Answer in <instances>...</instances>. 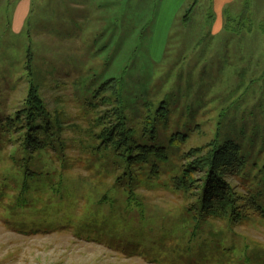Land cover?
I'll return each instance as SVG.
<instances>
[{"label": "rangeland", "instance_id": "1", "mask_svg": "<svg viewBox=\"0 0 264 264\" xmlns=\"http://www.w3.org/2000/svg\"><path fill=\"white\" fill-rule=\"evenodd\" d=\"M20 1L0 0V120L23 107L30 57L50 132L32 133L41 147L0 135V264H264V171L257 186L251 166L227 177L257 189L254 214L197 230L171 185L181 154L213 138L264 165V0L229 5L219 28L206 0ZM108 80L128 127L145 103L156 144L187 136L157 179L95 148L92 116L115 112L110 89L94 97Z\"/></svg>", "mask_w": 264, "mask_h": 264}, {"label": "trees", "instance_id": "2", "mask_svg": "<svg viewBox=\"0 0 264 264\" xmlns=\"http://www.w3.org/2000/svg\"><path fill=\"white\" fill-rule=\"evenodd\" d=\"M197 2L198 0H193L192 6ZM29 61L30 57L26 65L30 71L28 72L30 81L23 107L6 117L4 121L0 120V135L13 134L15 141L21 144L34 139L40 146L39 136L32 133L36 131L37 135L42 136L50 132L48 119L50 112L45 108L38 86L32 81ZM111 80L101 84L94 92L95 97L96 93L102 91L106 93L110 89V94L115 96V112L111 116L107 113L104 116L97 117L96 114L92 116L94 123L92 122L93 130L90 137L97 143L95 148L101 149L104 154L124 165L122 174L137 177V171L148 166L149 178L157 179L160 164H166L169 160L168 148L178 149L187 141V136L176 133L177 137L168 140V148L156 144L155 123L145 103L143 104L145 110L140 115L142 117L140 130L137 132L134 128L128 127L125 108L120 102L119 89L115 84L113 87L109 86ZM106 100L103 97L101 101ZM94 107L95 110L92 111L95 112L98 105ZM99 127L100 131H96L95 129ZM247 158L242 146L228 138H213L208 143L191 147L181 154V163L175 175L171 177V185L175 191L191 199L185 206L184 215L195 222L196 230L201 226L214 225L213 223L221 221L240 222L256 212L257 209L253 205L257 189L250 197H243L227 180L229 176L240 177L244 173L248 174V168L251 166L255 171L253 181L256 186L259 185L258 178L264 171V165L257 168V163H250Z\"/></svg>", "mask_w": 264, "mask_h": 264}, {"label": "crops", "instance_id": "3", "mask_svg": "<svg viewBox=\"0 0 264 264\" xmlns=\"http://www.w3.org/2000/svg\"><path fill=\"white\" fill-rule=\"evenodd\" d=\"M189 0H178V3L182 6ZM192 3L193 0H190ZM239 0H206V3H208V7H211V10L214 12L216 11L217 14H220L221 18H219V21L217 23V28L221 27L223 21V11L229 6L233 5L234 3L238 2ZM20 2H23V5H28L29 0H21ZM85 0L77 1L76 4L81 5L82 3H85ZM97 2L103 3L105 5H108L110 7L111 1L110 0H97ZM96 2V3H97ZM198 3V2H197ZM196 3V5H197ZM179 5V6H180ZM28 7V6H26ZM212 17V15H210Z\"/></svg>", "mask_w": 264, "mask_h": 264}]
</instances>
